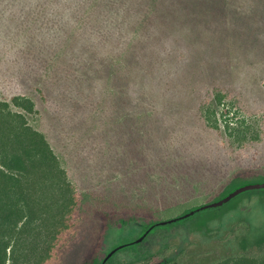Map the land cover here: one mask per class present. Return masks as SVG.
<instances>
[{
  "label": "trees",
  "instance_id": "1",
  "mask_svg": "<svg viewBox=\"0 0 264 264\" xmlns=\"http://www.w3.org/2000/svg\"><path fill=\"white\" fill-rule=\"evenodd\" d=\"M263 14L264 0H0V74L18 88L0 93V264H104L111 223L167 222L244 185L234 170L210 190L225 155L209 136L236 86L229 41ZM63 122L73 148L90 143L75 164L51 143Z\"/></svg>",
  "mask_w": 264,
  "mask_h": 264
},
{
  "label": "rangeland",
  "instance_id": "2",
  "mask_svg": "<svg viewBox=\"0 0 264 264\" xmlns=\"http://www.w3.org/2000/svg\"><path fill=\"white\" fill-rule=\"evenodd\" d=\"M252 27H246L228 44L232 53L229 62L234 64L236 72L234 80L236 86L226 92L221 104L223 106H213L219 131H214L209 137L213 140L211 143L221 142L224 145L225 160L221 161L224 165L213 169L218 173L214 171L210 179L208 187L212 191L218 187V182L215 184V181L219 175L224 173V177H230L234 170L247 171V175L242 178L244 185L262 183L263 180L261 175L264 173V25L257 27L259 33H256L255 28L251 31ZM15 83L0 74L2 97L8 98L17 93ZM191 91L189 88L187 93ZM50 114L48 118L52 116ZM193 118L198 119L199 125L203 124L200 122L198 112H193ZM225 119L228 120V131L223 127ZM49 123L52 124V121ZM65 124L66 122H63L65 127L60 137H56L53 132L52 137L55 141L52 140L51 143L58 154L75 164L74 153L82 156L81 147L87 150L90 143L83 145L81 142L73 148L74 141L72 136H69V127ZM57 129L60 130L59 125ZM235 130H242L244 134L238 136ZM114 139L113 135L112 143H115ZM96 151L97 148L91 149L92 157L96 155ZM131 162L133 159L129 160L124 168L128 174L127 189L137 186L134 182L137 178L135 176L137 166L131 165ZM146 172L138 169L137 175L153 177L157 175L156 170L149 174ZM75 177L77 181L78 179L85 181V186L89 185L84 175L79 174ZM120 187L124 188L125 182L121 183ZM189 196L191 200H197L199 197L201 200L205 195L199 189ZM204 204L207 203L202 205ZM179 222L164 224L167 226L157 225L146 234L152 225L151 222L133 221L127 224L113 222L103 235L97 260L104 261V264H220L225 258L241 254L260 256L264 253V189L243 192L216 210L198 214L181 224H178ZM117 246L122 247L114 250Z\"/></svg>",
  "mask_w": 264,
  "mask_h": 264
},
{
  "label": "water",
  "instance_id": "3",
  "mask_svg": "<svg viewBox=\"0 0 264 264\" xmlns=\"http://www.w3.org/2000/svg\"><path fill=\"white\" fill-rule=\"evenodd\" d=\"M258 189H264V183H250V184H245V185L239 186V187L235 188L234 190H232L230 193H228L223 198H221V199H219V200H217V201H215V202H213L211 204L202 205V206H200L198 208H195L192 211H190V212H188V213H186V214H184V215H182L180 217L172 219L170 221L151 225V227L148 228V230L145 232V234L147 232H149L151 229H153L157 225L179 222V221L187 219L190 216H192L194 214H197L199 212L207 211V210H213V209L219 208V207L227 204L229 201H231L232 199H234L238 195L242 194L243 192H247V191H251V190H258ZM122 246H119L116 249L121 248Z\"/></svg>",
  "mask_w": 264,
  "mask_h": 264
}]
</instances>
